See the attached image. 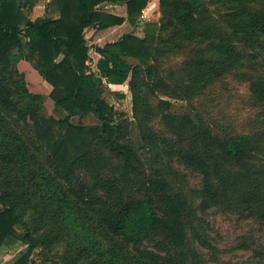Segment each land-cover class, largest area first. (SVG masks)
I'll return each instance as SVG.
<instances>
[{
  "label": "trees",
  "instance_id": "16d2710c",
  "mask_svg": "<svg viewBox=\"0 0 264 264\" xmlns=\"http://www.w3.org/2000/svg\"><path fill=\"white\" fill-rule=\"evenodd\" d=\"M147 2L51 0L46 17L22 26L21 3L0 0V246L8 237L26 245L14 264L61 245L59 259L36 264H209L218 260L211 210L264 226V74L241 71L255 60L246 50L264 38V0H221L233 35L208 34L200 0H160L159 20L143 37L107 42L94 71L87 32L136 28ZM108 4H125L127 16L103 10ZM184 50L180 64L166 65ZM21 59L52 86L64 118L44 114ZM232 74L263 109L247 132L218 129L194 104ZM126 83L132 119L104 97L107 84ZM176 102L188 110L173 112ZM89 114L100 123L72 122ZM177 164L201 176L199 188Z\"/></svg>",
  "mask_w": 264,
  "mask_h": 264
},
{
  "label": "rangeland",
  "instance_id": "374dc122",
  "mask_svg": "<svg viewBox=\"0 0 264 264\" xmlns=\"http://www.w3.org/2000/svg\"><path fill=\"white\" fill-rule=\"evenodd\" d=\"M24 1L18 0L21 3L22 9V26L26 20H30L26 15V12L29 11L27 9L28 2ZM200 2L210 19L208 34L212 33L213 35L219 33V31H224L233 35L234 31L228 27V22L224 16L225 12L229 10L226 9L221 0H200ZM116 5L108 4L102 9L119 16L125 15L124 17H126V5ZM44 10L46 13L47 8H41V12ZM23 11L26 12L23 13ZM144 26L139 25L134 28L129 22H125L122 28H119L117 31L113 30V33L110 35L100 33V31L94 32L93 29L89 30L86 36L91 46V68L94 70V62L101 56L96 51V46L104 47L107 42H113L128 32H134L138 37H143L145 34ZM23 40L26 41L25 38ZM195 44L197 42L189 44L187 51ZM246 51L252 52L255 55V60L247 59L245 67L241 71L248 74H264V38L260 37L259 44L255 45L253 50L248 48ZM185 53L186 51L184 50L180 54L167 59L165 61L166 65L180 64L185 57ZM128 60L130 62L136 61L132 58H128ZM22 61L23 64L21 63V66L18 64V67L26 76L29 90L33 93L41 94L44 98V114L55 118H64L67 115L66 111L62 107L57 106L50 97L52 86L40 76L30 62L25 59H22ZM118 91L123 93L122 96L114 95L115 93H119ZM104 97L113 105L117 112H121L124 117L132 119V97L127 83L119 88L113 87L109 88V90L107 89ZM194 104L203 117L211 125L217 126L218 129L230 128L238 132H247L250 130V127L260 123L263 118V109L256 105L251 97L249 82L236 74L229 75L218 81L203 96L198 98ZM187 110L180 102H176L172 107L173 112H185ZM72 122L83 125L100 123L94 114H89L85 117H74L72 118ZM154 126L157 129L163 128L160 120H156ZM131 130L132 138L136 141L138 133L136 126L132 124ZM177 167L186 175L188 187H200L201 176L199 174L192 173L179 164H177ZM207 219L211 227H213L212 236L218 248L217 262L211 261L209 264H264V226L251 217L232 214L219 209L211 210ZM243 244L248 245L250 248L243 249ZM63 249V245L55 247L52 251L45 250L41 252L40 248H36L34 257H36L37 261L41 258L59 259ZM121 259L122 261H127L124 257H121Z\"/></svg>",
  "mask_w": 264,
  "mask_h": 264
},
{
  "label": "crops",
  "instance_id": "0c3cea01",
  "mask_svg": "<svg viewBox=\"0 0 264 264\" xmlns=\"http://www.w3.org/2000/svg\"><path fill=\"white\" fill-rule=\"evenodd\" d=\"M51 0H25L24 2H28L27 9L29 11H23L26 12L27 18L30 20H35L39 17H46L45 10L41 12V8L44 7V9L47 8L48 3ZM117 6V5H115ZM119 6V5H118ZM24 10V9H23ZM50 12H52L50 10ZM125 16V15H122ZM125 24V23H124ZM123 24V25H124ZM121 26H116L115 28H109L107 30L100 31V33L103 34H112L113 30H119V28H122ZM100 40V39H98ZM96 46V51H97ZM98 52V51H97ZM23 64L22 59L19 61V66ZM124 84H110V88H119L123 86ZM121 92V91H119ZM26 245L23 244L21 241L13 239L12 237H8L4 243L0 246V264H14L16 260L22 255V253L25 251ZM35 254L31 256V264H36L39 262V260H36V257H34Z\"/></svg>",
  "mask_w": 264,
  "mask_h": 264
},
{
  "label": "built area",
  "instance_id": "2783aa9c",
  "mask_svg": "<svg viewBox=\"0 0 264 264\" xmlns=\"http://www.w3.org/2000/svg\"><path fill=\"white\" fill-rule=\"evenodd\" d=\"M160 16V0H148L146 6L141 10L139 17L140 25L157 22ZM93 67L95 71V66ZM107 86L110 88V84H107Z\"/></svg>",
  "mask_w": 264,
  "mask_h": 264
},
{
  "label": "water",
  "instance_id": "95a60500",
  "mask_svg": "<svg viewBox=\"0 0 264 264\" xmlns=\"http://www.w3.org/2000/svg\"><path fill=\"white\" fill-rule=\"evenodd\" d=\"M103 49H104V47H100V46H98V47H97V51H98V53H101Z\"/></svg>",
  "mask_w": 264,
  "mask_h": 264
}]
</instances>
